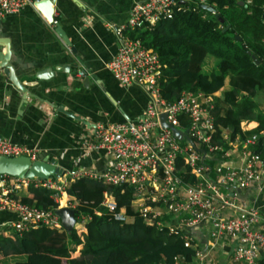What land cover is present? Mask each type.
Here are the masks:
<instances>
[{
  "label": "built area",
  "instance_id": "obj_1",
  "mask_svg": "<svg viewBox=\"0 0 264 264\" xmlns=\"http://www.w3.org/2000/svg\"><path fill=\"white\" fill-rule=\"evenodd\" d=\"M34 2L0 0V21ZM182 3V0L137 2L127 23L114 28L119 45L108 69L121 86L142 87L148 101L135 119H105L95 123L83 155L95 154L103 160L102 168L76 166L46 179L0 174V211L17 215L4 222L0 232L6 226L20 235L41 225L63 228L56 210L65 206L76 210L77 206L66 201L67 186L77 179L93 178L107 186L132 188L138 194L133 204L145 223L160 229L167 227L171 233L180 235L187 247H195L193 259L179 255L174 264H205L206 256L193 231L202 225L209 230L212 246L230 247L236 264H262L264 214L259 206L241 198L244 192L264 194V153L256 150L259 145L264 146L260 142L264 130L244 138H233L231 131L226 130L221 134L224 143H217L216 92L184 90L176 100L166 99L160 86L163 66L160 55L146 47L140 38L132 36L136 29H153L161 20L172 18L183 9ZM85 75V71L79 72V76ZM162 114H166L167 123L187 135L179 139L172 128L163 125ZM249 124L248 121L241 123L243 132L252 129ZM235 152L241 154L239 164L218 159L215 175L210 176L212 169L207 158L221 153L225 159ZM0 155L28 156L36 160L38 154L36 148L0 135ZM182 166L190 169L193 180L182 173ZM30 185L52 190L58 206L43 209L23 202L20 198L28 194ZM101 205L115 220H127L126 208L119 207L111 190L104 191ZM86 219L82 217L75 224L82 238L87 232Z\"/></svg>",
  "mask_w": 264,
  "mask_h": 264
},
{
  "label": "trees",
  "instance_id": "obj_2",
  "mask_svg": "<svg viewBox=\"0 0 264 264\" xmlns=\"http://www.w3.org/2000/svg\"><path fill=\"white\" fill-rule=\"evenodd\" d=\"M182 1L183 9L172 18L161 20L153 29L132 32L161 57L163 96L174 101L184 90L215 93L229 78L230 88L217 97L216 142L224 143L221 134L226 130L233 138L260 133L264 130V110L256 97L264 92V0H205L218 16L202 8L200 0ZM207 57L217 59V68L210 73L201 71ZM245 120L256 121L258 126L243 132L241 123ZM256 150L264 153V146ZM218 159H222L221 153L207 158L210 176L215 175ZM182 173L194 179L188 167L182 166ZM105 190H111L119 207L126 208V221L115 220L101 205ZM51 194L50 189L30 185L28 194L20 199L39 208H56L58 204ZM67 194L66 201L77 203L78 216L88 219L83 238L76 229L64 227L41 225L20 235L6 226L0 232V260L12 258L14 264H174L179 255L191 260L196 254L195 247H187L185 240L167 227L145 223L133 204L138 194L132 188L81 178L70 182ZM80 245V254L74 256ZM260 263L264 264V256Z\"/></svg>",
  "mask_w": 264,
  "mask_h": 264
},
{
  "label": "crops",
  "instance_id": "obj_3",
  "mask_svg": "<svg viewBox=\"0 0 264 264\" xmlns=\"http://www.w3.org/2000/svg\"><path fill=\"white\" fill-rule=\"evenodd\" d=\"M140 1L143 0H55L54 18L71 45L65 43L55 22H49L35 3L1 20L0 40L9 41L16 74L29 80L28 88L36 97L23 102L22 91L0 68V135L36 148L37 159L53 160L64 171L82 165L101 169L102 159L95 154L83 155L95 123L135 119L148 101L142 87L121 86L108 69L119 45L114 28L127 23L133 6ZM42 70H48V77L37 79L36 74ZM82 70L85 76H79ZM86 77L90 79L88 83ZM229 88L230 85L225 90ZM49 102L85 121L59 111ZM248 122L252 128L248 131L258 126L256 121ZM240 155L235 152L221 160L239 164ZM241 200L259 206L264 214V194L244 192ZM15 218L13 212L0 211V226ZM193 231L206 256L205 264H236L230 247L212 246L206 225ZM79 254L80 249L74 256Z\"/></svg>",
  "mask_w": 264,
  "mask_h": 264
},
{
  "label": "water",
  "instance_id": "obj_4",
  "mask_svg": "<svg viewBox=\"0 0 264 264\" xmlns=\"http://www.w3.org/2000/svg\"><path fill=\"white\" fill-rule=\"evenodd\" d=\"M74 1H79V0H74ZM34 3L35 6L43 13V15L46 17V19L49 22L51 23L55 22V24L57 25L56 26L57 33L62 37L65 43L71 45L72 43L69 37L67 36L65 30L63 29L61 24L58 23L54 18L55 0H35ZM200 6L204 9L213 12L216 16L219 15L216 9L209 4L204 3L201 4ZM219 20L221 21V23H224L223 17H219ZM228 28L229 25L226 26L224 30H227ZM1 46L4 48V50H1ZM11 57H12V50L9 41L0 40V68L3 69L5 75L9 77V79L16 85V87H18L22 91L23 102H27L28 97H36V95L33 94L28 88L29 80L27 78L22 79L17 76L15 68L11 62ZM253 58L256 60L257 63H260L256 55H253ZM49 72L53 74L52 70ZM36 77L37 79L47 78L48 70L39 71L36 74ZM89 80H90L89 77H86L85 83H88ZM49 103L52 106L56 107L59 111H62L63 113L71 117H74L76 119L85 121L81 117L76 116L74 113L66 110L63 106L55 105L52 102ZM161 119L163 125L172 128L174 134L179 139H183V137L187 135V133L182 132L177 128L173 127L172 125H170L169 123H167L166 114H162ZM63 173L64 170L61 167H59L56 163H54L53 160H49L48 158L33 160L28 156L8 157V156L0 155L1 175L10 174V175L27 177V178L39 177L42 179H46L54 175L60 176ZM56 212L61 217L62 223L67 230L72 231L73 229H75V224L77 222V210L65 206L57 209Z\"/></svg>",
  "mask_w": 264,
  "mask_h": 264
},
{
  "label": "rangeland",
  "instance_id": "obj_5",
  "mask_svg": "<svg viewBox=\"0 0 264 264\" xmlns=\"http://www.w3.org/2000/svg\"><path fill=\"white\" fill-rule=\"evenodd\" d=\"M197 5H200V3L197 2ZM140 29H142V28H140ZM216 63H217V59H216V58H214V57H208L207 60L205 59V60L203 61L201 71H206V72H207V71H210V69H211V70H215V69L217 68ZM229 81H230V80H229V78H228V79L226 80V84H225V86L223 87V89L220 90V91H218L220 94H222V92H223V91L229 86ZM218 92H216V93H218ZM256 99H257V101H258L259 104H260V108H261L262 110H264V92H260V93L257 95ZM77 220L80 221V220H82V219H81V217H79V216L77 215ZM81 247H82V245L79 246L78 249H79V248L81 249ZM78 249H77V251H78ZM74 254H75V253H74ZM74 254H73V255H74ZM1 261H4V260H0V264H5V263H7V264H14V263H15V260L12 259V258H8V260H6L5 263H3V262H1Z\"/></svg>",
  "mask_w": 264,
  "mask_h": 264
}]
</instances>
